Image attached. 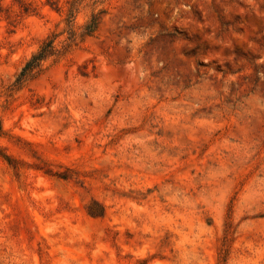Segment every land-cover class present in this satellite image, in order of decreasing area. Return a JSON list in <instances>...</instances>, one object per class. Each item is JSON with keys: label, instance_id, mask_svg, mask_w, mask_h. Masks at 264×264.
Wrapping results in <instances>:
<instances>
[{"label": "rangeland", "instance_id": "rangeland-1", "mask_svg": "<svg viewBox=\"0 0 264 264\" xmlns=\"http://www.w3.org/2000/svg\"><path fill=\"white\" fill-rule=\"evenodd\" d=\"M25 1L0 0V264H264V0L86 2L75 45Z\"/></svg>", "mask_w": 264, "mask_h": 264}, {"label": "trees", "instance_id": "trees-1", "mask_svg": "<svg viewBox=\"0 0 264 264\" xmlns=\"http://www.w3.org/2000/svg\"><path fill=\"white\" fill-rule=\"evenodd\" d=\"M86 2H92V6L96 4V0H64L65 6L60 4L59 0H45V4L50 6L52 9L57 12H63L64 8L66 10V15L68 16L67 25V40L70 41L71 44L75 45V41L79 38V41H82L87 38H92L99 29L100 19L99 15L104 14L106 12L105 9H101L98 12L94 13V9H92L89 18L78 27H75L74 20L79 14L80 10L84 7ZM18 7L24 13L35 12L36 8L29 2L25 0H18ZM77 30H81L79 34L76 33ZM56 39V35H52V38L47 37L39 46L38 50L31 55L30 59L24 64L20 73L16 77V80L13 84L14 89H18L22 86L23 82L27 78L33 77L35 74L40 72L42 64L47 61L49 58L55 57L58 55V50L56 49V45L54 41ZM70 45H67L69 47ZM65 50V49H64Z\"/></svg>", "mask_w": 264, "mask_h": 264}]
</instances>
